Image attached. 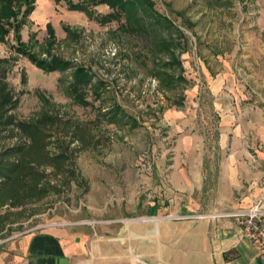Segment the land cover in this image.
<instances>
[{"label": "rangeland", "instance_id": "obj_1", "mask_svg": "<svg viewBox=\"0 0 264 264\" xmlns=\"http://www.w3.org/2000/svg\"><path fill=\"white\" fill-rule=\"evenodd\" d=\"M47 1L32 0L18 32L22 47L13 18L1 21L8 32L0 59L17 99L13 114L31 122L44 108L56 109L87 127L89 147L78 153L75 179L59 194L0 210V227L14 229L0 237V246L16 235L66 229L84 234L101 264H141L127 254L129 233L177 221L172 217L182 215L167 209L174 199L196 200L172 189L171 167H220L222 117L264 107V0H149L174 28L154 25L147 36L123 30L124 17L101 25L64 1ZM13 7L21 20L25 6L15 0ZM91 9L94 16L111 12L105 5ZM161 35L181 43L175 54L183 71L175 73L185 83L176 87H163L156 76L167 60L158 52ZM23 50L70 66L46 72ZM79 67L88 70L84 83L75 78Z\"/></svg>", "mask_w": 264, "mask_h": 264}, {"label": "crops", "instance_id": "obj_2", "mask_svg": "<svg viewBox=\"0 0 264 264\" xmlns=\"http://www.w3.org/2000/svg\"><path fill=\"white\" fill-rule=\"evenodd\" d=\"M220 129V167H171L172 189L195 194L196 200H172L167 207L170 214L244 210L261 197L264 107L223 116ZM139 234L130 232L124 242L127 254L138 257L141 264H264V252L256 251L230 218L161 220L151 231L141 227ZM94 250L84 234L54 228L4 242L0 264H101Z\"/></svg>", "mask_w": 264, "mask_h": 264}, {"label": "trees", "instance_id": "obj_3", "mask_svg": "<svg viewBox=\"0 0 264 264\" xmlns=\"http://www.w3.org/2000/svg\"><path fill=\"white\" fill-rule=\"evenodd\" d=\"M16 1H20L25 6L21 20L17 19L18 10H14L13 7L15 0H0V40L8 32L1 21L13 18L14 23L11 26L16 32L18 45L22 47L18 32L25 22V17L30 15L34 7L32 0ZM53 1L55 3L64 1L69 11L84 13L101 25L124 17L125 24L121 25V28L134 34L147 36L150 33L149 29L154 25L159 28H174L172 22L154 11L153 4L149 0H81L76 4L70 0ZM99 5H105L111 12L104 16H94L91 7ZM146 17L152 18L153 22L145 21ZM46 28L50 38L53 39V29L49 23L46 24ZM64 30L70 33L68 27ZM178 32L180 33L179 30ZM157 46L158 52H163L167 56V60L161 65L164 69L156 71L160 84L169 88L176 87L181 82L185 83L184 77L175 73L176 70L183 71L181 61L175 54L176 48L180 47L181 43L176 42L172 37L161 35ZM23 54L28 56L35 67L46 72L63 71L70 66L69 62L60 58L43 61L25 50ZM166 69H169V72ZM86 74L88 70L79 67L76 69L75 78L79 77L84 83L85 80L81 77H85ZM80 80L77 82L80 83ZM16 105L17 99L6 81L5 60L0 59V210L5 207L23 209L28 204L42 201L51 192L59 194L69 178L75 179L73 167L78 153L89 147L86 126L63 117L51 107L44 108L33 121H23L13 114ZM113 108L111 114L115 115L119 112V108ZM8 140L14 142L7 144ZM51 178L58 180L59 184L52 183ZM12 231L14 229L11 225H2L0 237Z\"/></svg>", "mask_w": 264, "mask_h": 264}, {"label": "built area", "instance_id": "obj_4", "mask_svg": "<svg viewBox=\"0 0 264 264\" xmlns=\"http://www.w3.org/2000/svg\"><path fill=\"white\" fill-rule=\"evenodd\" d=\"M175 220L230 218L239 225L242 236L258 252H264V189L261 197L251 207L244 210L221 213H201L191 216H175ZM16 235L10 239L19 237Z\"/></svg>", "mask_w": 264, "mask_h": 264}]
</instances>
